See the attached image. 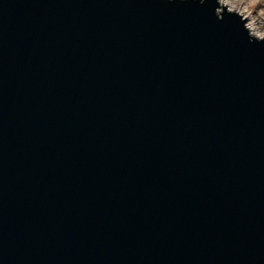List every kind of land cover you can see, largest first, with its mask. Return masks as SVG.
Instances as JSON below:
<instances>
[{"label": "water", "instance_id": "1", "mask_svg": "<svg viewBox=\"0 0 264 264\" xmlns=\"http://www.w3.org/2000/svg\"><path fill=\"white\" fill-rule=\"evenodd\" d=\"M217 0H0V264H264V37Z\"/></svg>", "mask_w": 264, "mask_h": 264}, {"label": "rangeland", "instance_id": "2", "mask_svg": "<svg viewBox=\"0 0 264 264\" xmlns=\"http://www.w3.org/2000/svg\"><path fill=\"white\" fill-rule=\"evenodd\" d=\"M224 1H227L230 4V6L233 8L232 10H235L234 13H236L237 10L239 12L246 11V13L250 16L249 23L252 24V28L255 29V33L264 37V0H224Z\"/></svg>", "mask_w": 264, "mask_h": 264}, {"label": "bare ground", "instance_id": "3", "mask_svg": "<svg viewBox=\"0 0 264 264\" xmlns=\"http://www.w3.org/2000/svg\"><path fill=\"white\" fill-rule=\"evenodd\" d=\"M218 4L220 5L221 7V4H222V7L225 8L226 6V10L228 11H233L235 12V10H232L233 8L230 6V4L227 2V1H224V0H217ZM235 9V8H234ZM238 15H240L243 19H246V28L248 29L249 33L251 36L255 37V38H260L262 36L258 35L257 33H255V29L252 28V24L249 23L250 21V16L246 13V11H242V12H239L237 10L236 12Z\"/></svg>", "mask_w": 264, "mask_h": 264}, {"label": "built area", "instance_id": "4", "mask_svg": "<svg viewBox=\"0 0 264 264\" xmlns=\"http://www.w3.org/2000/svg\"><path fill=\"white\" fill-rule=\"evenodd\" d=\"M245 26H246V24H245ZM260 38H263V36H262V37H260Z\"/></svg>", "mask_w": 264, "mask_h": 264}]
</instances>
